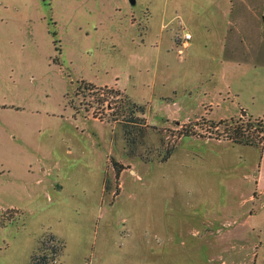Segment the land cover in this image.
<instances>
[{"label":"rangeland","instance_id":"obj_1","mask_svg":"<svg viewBox=\"0 0 264 264\" xmlns=\"http://www.w3.org/2000/svg\"><path fill=\"white\" fill-rule=\"evenodd\" d=\"M135 1L0 0V264H264V148L217 124L264 120V71L227 98L208 0Z\"/></svg>","mask_w":264,"mask_h":264},{"label":"crops","instance_id":"obj_2","mask_svg":"<svg viewBox=\"0 0 264 264\" xmlns=\"http://www.w3.org/2000/svg\"><path fill=\"white\" fill-rule=\"evenodd\" d=\"M189 3L193 4L192 2ZM182 4L183 2L181 7H183ZM206 5L211 15L210 23L215 25L212 30L211 28L209 29L212 33H200L199 37L206 36L208 39L216 41L218 47L217 57L219 59L216 60V57L215 60H219L223 67L221 68L227 72V74L224 72V77H228L225 78L227 81L224 84V89L228 95L227 98L234 97L235 99V97L241 95L240 85L232 83V77L235 73L239 74L242 72L246 74L250 71L253 73L258 70L264 71V51H261L264 46L260 45L264 43V0H208ZM197 6L200 9V3H197ZM201 11L198 10L195 17H200L203 14ZM177 16H181L180 7L177 11ZM182 18L183 20H180L181 24L187 22L185 16H182ZM192 25H195L194 21H192ZM186 33H189V31ZM231 40H250V42L245 45L243 50L235 46ZM185 43L189 45L188 41ZM202 104L204 105V103ZM247 114L254 117L248 112Z\"/></svg>","mask_w":264,"mask_h":264},{"label":"trees","instance_id":"obj_3","mask_svg":"<svg viewBox=\"0 0 264 264\" xmlns=\"http://www.w3.org/2000/svg\"><path fill=\"white\" fill-rule=\"evenodd\" d=\"M79 85L80 89L94 88L92 83L83 80L79 82ZM100 90L101 89H98V91ZM98 98L101 103L108 105V108L111 110L110 115L111 117L113 116L111 119L122 124L125 129V138L130 150L129 153L133 156L137 155L138 152L136 151L137 147H135V145L139 142L138 137L140 138V135L143 136L146 130L145 127L149 126L145 115L146 106L133 101L126 94L120 93L118 90L114 91L113 89L107 91L103 89ZM119 107L122 109L119 110ZM217 124H225L226 137L234 143L253 145L260 148L264 147V120L262 118H253L248 115L238 120H235V118H231L230 120L222 119ZM170 153L171 152L168 151V155L164 156L162 160H165ZM113 164L120 166L115 160H113ZM54 251H57V248H55ZM40 256L35 254L32 257L31 264H50L46 256Z\"/></svg>","mask_w":264,"mask_h":264},{"label":"built area","instance_id":"obj_4","mask_svg":"<svg viewBox=\"0 0 264 264\" xmlns=\"http://www.w3.org/2000/svg\"><path fill=\"white\" fill-rule=\"evenodd\" d=\"M185 37H186V39H189V38H191V34L190 33H186L185 34ZM186 42V41H185ZM185 45H186V43H185ZM111 105V104H110Z\"/></svg>","mask_w":264,"mask_h":264},{"label":"water","instance_id":"obj_5","mask_svg":"<svg viewBox=\"0 0 264 264\" xmlns=\"http://www.w3.org/2000/svg\"><path fill=\"white\" fill-rule=\"evenodd\" d=\"M130 1H131L132 4H134V3L136 2L135 0H130ZM246 114H247V112L244 111V112H243V115H246Z\"/></svg>","mask_w":264,"mask_h":264}]
</instances>
